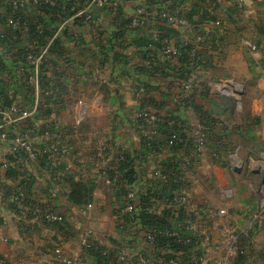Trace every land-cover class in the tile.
<instances>
[{"label":"crops","instance_id":"crops-1","mask_svg":"<svg viewBox=\"0 0 264 264\" xmlns=\"http://www.w3.org/2000/svg\"><path fill=\"white\" fill-rule=\"evenodd\" d=\"M171 1L179 3L182 14L193 19L188 21L191 30L176 29L180 38L197 46L205 61L206 68L195 91L182 88L178 59L159 65V71L154 72L143 56L144 52L154 56L153 47L147 49L143 43L145 39L126 27L136 7L158 6L160 3L156 0L107 6L85 3L87 5L78 12L84 15L82 21L68 17L58 25L47 27L51 41H55L52 52L44 59L43 72L47 77L56 76L60 88L53 100H47L45 107L42 105L46 100L42 96H28L25 84L11 81L8 72L0 67V80L5 84L3 92L14 96L13 101L36 111L23 126L34 131L56 128L61 143L70 150L68 160L73 163L69 170L60 169L58 190L43 182L41 160L23 161L7 170L0 166V189L9 193L20 188L25 192L20 174L28 171L30 200L64 217L62 227L35 219L28 230L22 232V222L12 206L7 200L0 201V261L3 264H61L54 257L53 248L59 246L69 256L80 253L79 235L88 228L92 231L91 248L83 251L87 264H99L93 252L98 248L105 249L110 262L116 264V248L123 244L122 234L117 229L122 216L119 208L122 195L116 179L124 173L117 172L114 165L116 157L120 160L126 153L136 163V179L126 186H133L140 195L166 190L168 181L153 177L155 169L166 173L173 164L186 174L190 201L184 213L194 224L192 236L199 237L202 246H219L217 253L208 255V259L214 261L228 251L222 230L226 226L240 235L237 248L243 250L241 255L233 254L231 264H264V230L260 228L264 215L261 175L264 169L261 161L264 154L261 151L264 149V0H242L240 8L238 0ZM4 16H8V12L0 6L1 32L6 29ZM214 19L219 25H215ZM64 26L77 32V42L64 38ZM147 29L149 32L166 31L159 20L150 22ZM244 32H248L249 37L242 38ZM198 36L202 37V42H197ZM250 39L253 40L251 44ZM248 43L255 46V50H249ZM243 53L250 56L249 62L244 60ZM10 64L7 63L8 67ZM238 65L251 70L250 73L247 70L244 81L258 82L260 86L259 90L247 88V95L252 94L253 100L240 110L235 108L230 96L219 93L209 84L225 74L235 77ZM257 68L261 73L253 72ZM97 94L105 101L104 111L99 113L107 119L103 129L91 125L87 132L84 131L86 121H80L75 127V121L65 119L66 114L74 110L73 101ZM160 100L166 103L163 109L153 105ZM140 110L168 114L185 121L188 129L180 133L183 141L174 147L168 146L166 128L159 126L153 132L154 127L137 117ZM203 118L212 120L214 125L208 132L202 158H197L192 129ZM144 133L152 134V150L142 145ZM6 148L0 144V164L11 159ZM238 163L239 171L234 168ZM104 169H113L112 175L107 176ZM68 177L94 184L92 207L85 215L80 210L86 204L74 206L67 201ZM105 189L109 193L106 200L101 198ZM226 189H231V196L225 195ZM104 209L111 212H104ZM164 209L170 210L167 222L174 223L177 216L161 200L155 201L146 211L159 215ZM220 210L225 213L221 215ZM143 225L136 216L134 223L129 225L125 248L128 253L152 256L154 249L144 246ZM197 248L181 243L178 248L164 253L176 256L181 264H191L189 254Z\"/></svg>","mask_w":264,"mask_h":264},{"label":"built area","instance_id":"built-area-1","mask_svg":"<svg viewBox=\"0 0 264 264\" xmlns=\"http://www.w3.org/2000/svg\"><path fill=\"white\" fill-rule=\"evenodd\" d=\"M136 0H87L88 4L97 6H107L110 4H127L132 3ZM160 4L158 6H144L139 5L135 8L133 14L130 16L127 29L133 30L137 28L146 27L150 22L159 20L165 25L166 28L175 29H188L191 30L186 19L182 15V9L179 3H173L171 0H156ZM214 2L215 0H209ZM55 0H3L6 7L10 8L6 24L13 31H18L21 36L28 38V26L27 19H22L15 13L21 11L22 13L27 12V8L30 4L36 5L38 3L53 4ZM238 8L242 0H238ZM71 11L75 8L71 7ZM74 16H70V19H74ZM215 25H219V21L214 22ZM35 30L40 32L39 24L35 26ZM68 36L71 41L77 42L79 36L77 32L71 29L68 32ZM151 39L158 40L160 43V51L162 56L167 60H175L180 58L182 54V48L184 45H188V42L181 37L183 45L174 44V40L169 35L161 34L159 31L150 32ZM197 42H202L201 36H198ZM14 39H9L6 46H0L1 58L10 60L13 57L16 49L13 47ZM251 49L255 50V46L251 45ZM45 49L38 53H33L30 50H25L20 54L23 59V66H20L16 70V75L22 82H26L33 87V95L46 96L50 99H54L59 91L58 87H54L53 83L49 84L47 89L42 88V65L43 55ZM189 61L184 64L185 72L183 73L182 87L188 91H194L198 88L201 82V73L205 71L206 65L203 57L201 56L198 47L192 46L189 49ZM50 78H52L50 76ZM219 93L230 96L233 98L235 108L241 109V98L245 94L244 86L240 83L235 82L232 79H225L220 81L209 82ZM11 97V96H10ZM83 109L81 108L77 119L75 120L74 126H78L80 121L83 119ZM36 112V111H35ZM33 112L31 107H26L20 103L12 101L8 106L0 107V144L7 146L6 150L11 156V159L6 160L0 164L3 169H8L12 165H18L23 161L34 162L41 160L43 163V182L52 185L53 189L58 190L60 185V169L69 170L73 166L72 161L68 160L71 156L69 148L61 143V136L55 129L49 128L44 131H34L30 127H24L23 123L31 119ZM137 117L141 118L145 124L151 125L158 128L162 122V117L156 112L151 111H140ZM170 128V134L168 135V146H174L183 141L180 133L188 129V125L182 120H170L168 122ZM210 126L206 120H200L198 124L193 127V150L197 158H202L204 146L208 139V132ZM145 134V133H144ZM144 144L150 150H152L154 142L152 134L144 135ZM118 157H116V161ZM264 158V154H263ZM105 170L103 173H105ZM28 171H23L20 174V180H26ZM152 176L160 178L164 182L170 179V176L176 177L180 181L177 190L168 199L163 201V204L173 209L174 214L177 216L179 208L184 207L189 203L190 196L187 191V180L186 174L172 167L166 173L161 172L159 169H155L152 172ZM262 192H264V183L262 184ZM231 189L225 190L226 196H231ZM7 200L12 206L16 214L19 216L21 223V231L26 232L29 224L35 219H42L50 223H62L64 217L53 211L49 207H42L41 205H31L27 203L25 192L23 189H13L9 193L0 189V201ZM262 203H264V198ZM92 203H87L80 211L82 215H85L89 209H91ZM120 212L122 217L117 224V229L122 234L121 246L116 248V264H181L180 260L176 256L166 258L164 252L155 250L154 239L155 233L152 230H144V246L151 247L154 249L152 256H145L140 252L128 253L125 248V244L128 239L129 225L134 223L135 215L138 214L140 209V195L133 186H126L125 193L120 199ZM219 213L222 215L225 213L224 210H220ZM185 219L183 222L171 223L170 228L165 229L164 233L172 237V241L175 244H193L196 246V251L189 254V260L191 264H231L233 254L237 251V244L240 235L228 227H222L224 231V243L227 245L228 251L219 259H208V255H215L218 251L219 246L211 248L202 246L200 238L192 236L194 232V224L189 219L188 214L185 213ZM2 214L0 211V224ZM91 229L83 230L79 235L81 252L69 256L62 252L59 246L53 248L54 257L60 261L61 264H87L86 259L83 255L85 247L89 245V239L91 237ZM5 240V239H3ZM0 264H3L0 261ZM109 264H113L110 262Z\"/></svg>","mask_w":264,"mask_h":264},{"label":"trees","instance_id":"trees-1","mask_svg":"<svg viewBox=\"0 0 264 264\" xmlns=\"http://www.w3.org/2000/svg\"><path fill=\"white\" fill-rule=\"evenodd\" d=\"M85 3H88L87 0H55L53 4H45V3H38L36 5L30 4L27 8L26 14L22 13L21 11L16 12L15 14L22 17V19H27V26L29 29L28 38L21 36L18 31L11 30V28L6 24L8 16H4V23L6 25V29H5V32L0 31V46H6L8 44L9 39H14L13 47L14 49H16V51L14 52L13 57L10 60H5L1 58V52H0V67L5 69L8 72V77L11 79V81H14L15 83H18V84H21V83L25 84V86L24 85L23 86L25 87V90L28 96H30V94L31 95L33 94V87L26 82L20 81V79L17 77L15 73L16 70H18L20 66L24 65L23 59L20 57V54L23 53L25 50H30L33 53H38L39 51H42L43 49H45V52L43 55L41 86L42 88L47 89V87H49V84L53 83L54 87L60 88L59 87L60 83L58 82L56 76L53 75V77L50 78V77H47L46 74L43 72L45 68L44 59L46 56L49 55L50 52H52V45L55 41V39L51 41L52 36H49L46 30H47V27H49L50 25H53V24L58 25L70 16L75 15L74 20L82 21V18H84V15H79L78 12L81 11L87 5ZM0 6L4 7L9 15L10 8L4 5L3 0H0ZM71 7H74L75 10L71 11L70 10ZM183 17L186 19L188 24L189 22L193 21L192 17L189 18L184 15ZM128 21L126 23V27H127ZM213 22H215V19L213 20ZM38 24L40 26V30H41L40 32H37L35 30V26H37ZM165 30L166 31H161V34L169 35L174 40V44L180 45V46L183 45V41L180 38L178 30H176L175 28H166ZM131 31L132 32L134 31L137 34L139 33L140 37H142L141 39H145L143 43H144V46L148 47L147 49L150 50L151 47H153V50L152 49L151 50H152V53H154V56L152 55L148 56L149 52H144L143 56L146 59V61H148L149 65L151 66L154 72L157 73L159 71V65L167 64L168 62H170V60H167L162 56L161 51H160L159 41L151 39L150 32L148 31L147 26L143 28L133 29ZM68 32L69 30L66 28V26H64L62 33L64 34L65 36L64 38L67 39V41L69 37ZM191 47L192 45L189 43L188 45H184L182 48V54L180 58H178L179 62L181 63V65L177 67V71L179 72L180 79H181V86H182V80H183V73L185 72L184 64H186L189 61L188 53ZM8 62L11 63L9 65L10 68L7 65ZM4 86L5 84L3 83L2 80H0V107L8 106L14 99V96L10 97L7 93L3 92ZM42 98L46 100V102L43 103L42 105L45 107L47 105V100L50 99V97H46L42 95ZM165 104L166 103L161 100L153 102V105L156 108H160V109L165 108L166 107ZM142 106H144V103L142 104ZM140 111H144V110H140ZM156 113L162 117V122L160 123L159 126L165 127L168 132V135L170 134V128L168 126V122L170 120H181L176 116H172V115L170 116L168 114L162 115L158 112ZM203 119L208 122L210 126L209 130H211L214 125L212 120L208 118H203ZM144 140L145 138L143 136L142 145L146 147V145L144 144L145 143ZM167 141H168V136H167ZM174 146H170V147H174ZM135 164L136 163L134 162V159L130 157V154L126 153L122 157V159L116 161L114 165L115 170H117V172L123 171L124 173L122 177L120 178L118 177L116 179L117 181L116 186L117 187L119 186L120 188L119 189L120 195H123L125 193L126 185L132 184L134 180L136 179V173L134 171ZM172 167H173V164L169 166V169H172ZM112 170H109V169L106 170V175L111 176L113 173ZM66 181L68 184L67 201L71 205L82 206L90 202L92 198V192L94 189L93 183L84 182L82 180H75L73 177L66 178ZM21 183L25 185L24 189H26L25 197H26L27 203H30L31 205H41L39 203H35L32 200H30L31 198L30 177L27 176V179L22 180ZM179 184H180V181L176 179V177L170 176V179L166 183V190L158 191L152 195L151 194L150 195H140L139 194L140 195V209L138 210V214L135 215L134 218H136V216L140 218V220L144 224L143 225L144 230L154 231L155 233L154 247L157 251H160V250L163 252L169 251L173 248H178L179 246H181V243L175 244L172 241V237L164 233V230L170 228L171 226V223L167 222L166 220V218L170 215V210L164 209L161 214L157 215V214L149 213L148 211H146V208L151 207L153 203L157 200H161L162 202L165 200H168L174 194L175 190H177ZM41 206L45 207L44 205H41ZM171 210L173 212V209ZM123 218H126V216L124 217L121 216V219ZM185 218L186 217H185L184 209L183 207H181L179 208V211L177 214L178 221L176 220L175 222L181 221L180 219H182L181 222H183ZM63 223L64 221L58 224L60 227H62ZM90 248H91V244L89 242L88 247H85L84 250H89ZM93 252L99 264H109L110 263L108 252L105 249L98 248L96 250H93ZM236 252L237 254L241 255L243 253V250L238 247ZM164 254L166 255V258L171 257L169 254H166V253Z\"/></svg>","mask_w":264,"mask_h":264},{"label":"rangeland","instance_id":"rangeland-1","mask_svg":"<svg viewBox=\"0 0 264 264\" xmlns=\"http://www.w3.org/2000/svg\"><path fill=\"white\" fill-rule=\"evenodd\" d=\"M263 6H264V3H262V7ZM259 9H261V7ZM262 10L263 9H261L260 11H262ZM258 27H260V26H258ZM249 35L250 34L248 32H244V34H242V38L249 37ZM250 40L251 41H249V43L251 44L253 40L252 39H250ZM249 43L246 44V47L250 50L251 49L250 48L251 46H249ZM243 54H244V56H243L244 57V60H246L247 62H249L250 56L248 58L247 56H245V53H243ZM239 70L240 71L242 70V71L239 72ZM247 70H248L249 73L251 72V70H249V67L247 69L243 65H238V67H237V71L238 72H237V75L235 76L236 78L233 75H231V74H225V76L219 77L218 79H215L214 80V81H220V80H225V79H231V78H233L238 83L243 84L244 85L245 94L242 96L241 102H240V105L243 108L245 107V105H248L249 106L250 103H251V101L253 100V98H252L253 96H250L252 94H250V95L248 94L247 95V88L250 87L252 89L253 88L256 89L255 87H257L258 90L260 89V86L258 85V82H255L254 83V82L249 81V80H248V82L243 80L244 75L246 74ZM253 72L261 73V70L259 68H257V69H254ZM249 90L252 91L251 89H249ZM98 96L99 95L97 94V95H92V96H90L88 98H85V99L81 98V99H76L75 101H73L72 105L74 106V110L70 111V113H67L66 116H65V119L69 118V119H71V121H75L76 118L74 119V117H75L76 113H79L80 109L81 108H84L83 109V112H84L83 119L81 120V122L83 120L87 122L85 124L84 131H87L88 132L90 130L91 125H93V127H95V128L103 129L104 124L106 123V120L107 119L102 114H99V113H102L104 111L103 110V107L105 106L104 105L105 101H104L103 98L102 99L101 98L99 99ZM105 100L107 101L108 99L106 98ZM261 151L264 152V149H261ZM261 161H262V164L264 165V158ZM107 196H109V193H107V190L105 189L101 193V198L104 197V200H106L107 199ZM104 212H108L109 213L111 211H109L108 209H104Z\"/></svg>","mask_w":264,"mask_h":264},{"label":"water","instance_id":"water-1","mask_svg":"<svg viewBox=\"0 0 264 264\" xmlns=\"http://www.w3.org/2000/svg\"><path fill=\"white\" fill-rule=\"evenodd\" d=\"M239 163L234 167L235 170L239 171ZM261 175L263 178V183H264V169L261 170ZM260 228L264 230V215L262 216V218L260 219Z\"/></svg>","mask_w":264,"mask_h":264}]
</instances>
